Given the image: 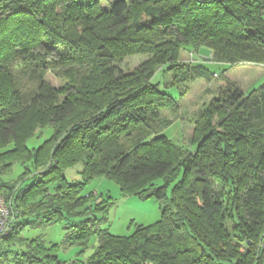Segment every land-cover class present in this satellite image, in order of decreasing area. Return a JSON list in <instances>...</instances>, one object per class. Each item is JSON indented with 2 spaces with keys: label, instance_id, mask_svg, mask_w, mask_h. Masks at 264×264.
<instances>
[{
  "label": "trees",
  "instance_id": "trees-1",
  "mask_svg": "<svg viewBox=\"0 0 264 264\" xmlns=\"http://www.w3.org/2000/svg\"><path fill=\"white\" fill-rule=\"evenodd\" d=\"M103 1L0 0V176L23 166L0 178L12 210L0 244L22 247L1 248L0 264L8 255L12 264H65L58 244L21 236L56 222L64 247L82 252L96 237L86 260L69 264H264V85L245 92L227 79L193 119L190 150L162 133L171 97L154 80L185 48L207 49L223 72L264 66V0ZM132 55L145 58L124 71ZM202 68L192 79H209ZM77 163L81 179L68 182ZM96 176L157 198L160 218L112 234L103 227L112 198L83 191Z\"/></svg>",
  "mask_w": 264,
  "mask_h": 264
},
{
  "label": "rangeland",
  "instance_id": "rangeland-1",
  "mask_svg": "<svg viewBox=\"0 0 264 264\" xmlns=\"http://www.w3.org/2000/svg\"><path fill=\"white\" fill-rule=\"evenodd\" d=\"M109 1H103L102 7H108ZM144 55H132L125 58L120 65L124 71H129L137 66L143 59ZM238 63L230 64L229 69L223 72L221 64L212 62L209 51L201 48L197 53L195 49H184L179 57V60L170 69L164 72H158L154 80L158 82V87L166 91L171 100L167 101L161 114L170 120L162 133L165 134L175 144L184 146L190 150L195 148V144L190 142V137L193 128V119L196 117L198 110L203 107L212 96L216 95L219 87L226 85V80L229 77L239 76L243 73L248 75V71L253 69L254 75L249 79H242L239 82L243 91H248L252 88H258L264 85V66L260 64ZM200 65V66H199ZM206 67L210 72L209 79L205 77H196L192 79L198 69ZM259 71V73H258ZM262 73V75H260ZM237 77V78H239ZM46 79L51 85L58 87L63 83V80L55 75L53 72H47ZM230 80V79H229ZM232 81V80H231ZM240 81V80H239ZM50 135V129H43L41 133H35L28 137L26 143L28 147H37L45 138ZM81 164L77 163L73 167L65 170V177L68 182H75L81 179L79 171ZM23 170V166L19 163L12 165L9 174L1 175L2 179L17 178ZM161 183L160 179L156 180L155 184ZM170 183L167 188V193L170 194ZM84 193H93L99 196H109L113 201V205L108 211L106 222L103 227L108 228L109 232L115 235H129L134 229V224L149 225L157 221L161 215V202L153 197H139L135 194H124L119 185L105 176L93 177L85 184ZM21 236L24 238H33L41 236L46 244H58L57 255L65 264H69L74 257H79L82 260L93 252L96 245L95 235L89 237L88 247L80 251L77 245L62 246L60 243L64 236V229L62 222H56L44 227H25L21 231ZM15 242V243H14ZM12 243L0 244V249H10L9 253L14 250H19L22 247L17 244L16 240ZM1 257V256H0ZM6 258V259H5ZM5 264H12L10 255L4 257Z\"/></svg>",
  "mask_w": 264,
  "mask_h": 264
},
{
  "label": "built area",
  "instance_id": "built-area-1",
  "mask_svg": "<svg viewBox=\"0 0 264 264\" xmlns=\"http://www.w3.org/2000/svg\"><path fill=\"white\" fill-rule=\"evenodd\" d=\"M11 220H12L11 207L8 204H6L4 198L0 196V237L9 231L11 226Z\"/></svg>",
  "mask_w": 264,
  "mask_h": 264
},
{
  "label": "crops",
  "instance_id": "crops-1",
  "mask_svg": "<svg viewBox=\"0 0 264 264\" xmlns=\"http://www.w3.org/2000/svg\"><path fill=\"white\" fill-rule=\"evenodd\" d=\"M250 65H253V64H250ZM261 66H263V65H261ZM250 70H252V71H248L247 73H248V75L246 74V73H243V74H241L242 76L241 77H239V76H234V78L232 77H229V79L230 80H232V81H234V82H236L238 85L240 84L239 82H241V81H243L242 79H249L250 78V76H252V75H254V73H253V69H250ZM226 72V71H225ZM258 73H259V71H258ZM260 75H262V73L260 74ZM237 77H239V78H237ZM240 80V81H239ZM240 87H241V85H239Z\"/></svg>",
  "mask_w": 264,
  "mask_h": 264
}]
</instances>
